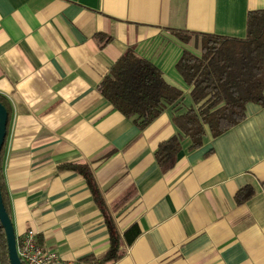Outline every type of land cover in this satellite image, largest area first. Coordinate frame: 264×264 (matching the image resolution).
Returning a JSON list of instances; mask_svg holds the SVG:
<instances>
[{
    "label": "crops",
    "instance_id": "0c3cea01",
    "mask_svg": "<svg viewBox=\"0 0 264 264\" xmlns=\"http://www.w3.org/2000/svg\"><path fill=\"white\" fill-rule=\"evenodd\" d=\"M258 8L264 0H0L10 108L1 175L16 238L33 229L62 262L99 264L110 220L121 240L140 229L112 264H264V105L192 147L170 108L139 128L97 90L132 48L182 91L177 112L187 111L191 87L175 65L194 40L173 30L243 37ZM173 135L179 151L163 170L154 153Z\"/></svg>",
    "mask_w": 264,
    "mask_h": 264
},
{
    "label": "trees",
    "instance_id": "16d2710c",
    "mask_svg": "<svg viewBox=\"0 0 264 264\" xmlns=\"http://www.w3.org/2000/svg\"><path fill=\"white\" fill-rule=\"evenodd\" d=\"M182 43L194 40L198 52L184 49L176 62V70L183 81L191 87L192 104L187 111L178 114V102L183 93L168 84L158 66L137 55L128 48L111 66L109 72L97 85V90L113 108L143 128L166 109L170 108L173 121L192 141V147L202 144L208 129L212 137L219 136L246 117L249 103L264 105V8L249 10L243 37L196 33L173 30ZM106 40H109L107 38ZM0 102L5 106L10 119V108L4 96ZM179 111V110H178ZM180 147V137L173 135L160 143L155 150L157 163L163 170L171 168ZM3 149V148H2ZM0 190L3 203L10 215V209L1 175ZM88 181L92 174L86 165L70 166ZM239 191L237 200L250 195ZM97 191V189H96ZM110 245L105 255L97 259L99 264H112L121 258L125 250L139 235L137 223L131 224L121 240L113 221H108ZM94 259L92 256L84 260ZM0 260L9 264L3 228L0 225Z\"/></svg>",
    "mask_w": 264,
    "mask_h": 264
},
{
    "label": "built area",
    "instance_id": "2783aa9c",
    "mask_svg": "<svg viewBox=\"0 0 264 264\" xmlns=\"http://www.w3.org/2000/svg\"><path fill=\"white\" fill-rule=\"evenodd\" d=\"M17 252L22 264H75L62 262L58 255L37 242L36 232L26 230L24 236L16 238Z\"/></svg>",
    "mask_w": 264,
    "mask_h": 264
},
{
    "label": "water",
    "instance_id": "95a60500",
    "mask_svg": "<svg viewBox=\"0 0 264 264\" xmlns=\"http://www.w3.org/2000/svg\"><path fill=\"white\" fill-rule=\"evenodd\" d=\"M7 128H8V113L5 106L0 102V153L2 151L5 142ZM0 225L3 228L5 235L9 264H22L17 252V241H16L14 225L3 203L1 190H0Z\"/></svg>",
    "mask_w": 264,
    "mask_h": 264
},
{
    "label": "rangeland",
    "instance_id": "374dc122",
    "mask_svg": "<svg viewBox=\"0 0 264 264\" xmlns=\"http://www.w3.org/2000/svg\"><path fill=\"white\" fill-rule=\"evenodd\" d=\"M191 44H195V42L192 41ZM192 46H193V45H192ZM193 50H194L195 52H198V48H194V47H193Z\"/></svg>",
    "mask_w": 264,
    "mask_h": 264
}]
</instances>
